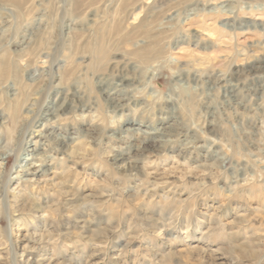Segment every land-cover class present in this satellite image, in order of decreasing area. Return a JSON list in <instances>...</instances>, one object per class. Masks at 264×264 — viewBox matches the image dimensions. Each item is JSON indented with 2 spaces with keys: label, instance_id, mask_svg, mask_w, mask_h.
<instances>
[{
  "label": "rangeland",
  "instance_id": "1",
  "mask_svg": "<svg viewBox=\"0 0 264 264\" xmlns=\"http://www.w3.org/2000/svg\"><path fill=\"white\" fill-rule=\"evenodd\" d=\"M0 264H264V0H0Z\"/></svg>",
  "mask_w": 264,
  "mask_h": 264
},
{
  "label": "bare ground",
  "instance_id": "2",
  "mask_svg": "<svg viewBox=\"0 0 264 264\" xmlns=\"http://www.w3.org/2000/svg\"><path fill=\"white\" fill-rule=\"evenodd\" d=\"M36 152V151H35ZM34 151H32L31 156L34 157L35 154ZM37 153V152H36ZM30 160V159H29ZM25 168V171L30 172L31 174L33 173L32 171L35 170V173H40V168L36 166L35 164H29V165H22ZM46 174V173H45ZM44 174V175H45Z\"/></svg>",
  "mask_w": 264,
  "mask_h": 264
}]
</instances>
